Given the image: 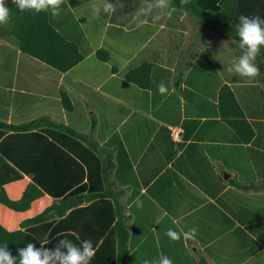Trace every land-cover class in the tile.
Returning a JSON list of instances; mask_svg holds the SVG:
<instances>
[{
    "label": "crops",
    "instance_id": "crops-1",
    "mask_svg": "<svg viewBox=\"0 0 264 264\" xmlns=\"http://www.w3.org/2000/svg\"><path fill=\"white\" fill-rule=\"evenodd\" d=\"M153 1L64 0L52 16L55 28L84 56L67 72L0 34V124L52 123L25 134L0 128V153L52 200L80 188L78 195L103 192L102 157L111 158V178L125 184L112 190L121 194L71 222L82 223L92 242L104 233L94 247L109 241L99 264L117 257V205L127 217V264H159L165 256L173 264H219L208 253L214 242L221 261L245 264L264 252V60L254 61L256 78L239 76L234 66L245 49L236 41ZM104 5L110 11L101 31ZM101 50L108 62L97 57ZM144 64L152 66L150 88L127 80ZM224 87L238 106L221 97ZM57 126L87 136L101 156ZM133 182L140 194L131 202ZM168 229L181 239L171 240Z\"/></svg>",
    "mask_w": 264,
    "mask_h": 264
},
{
    "label": "trees",
    "instance_id": "trees-1",
    "mask_svg": "<svg viewBox=\"0 0 264 264\" xmlns=\"http://www.w3.org/2000/svg\"><path fill=\"white\" fill-rule=\"evenodd\" d=\"M5 2L10 7L12 15L7 24L0 25V34L15 38L19 49L24 54L44 61L60 72L71 70L83 60L84 56L80 53L78 46L68 41L56 30L51 10L39 13L21 12L12 4V0H5ZM170 3L173 8L186 11L201 20L206 30L227 35L239 45L240 39L237 35L239 17L259 15L261 19H264V0H189L186 5H182L180 0H170ZM104 8L103 16L100 17L101 31L110 11L109 5H104ZM82 23H85L84 18H82ZM232 45L235 46V44ZM97 57L102 62L109 61L108 54L103 50L97 53ZM257 58L264 60V46L261 47ZM151 70L150 64H144L130 71L127 74V80L139 87L150 88ZM138 74H141L142 80L137 79ZM225 94H228L235 106H238L229 87L221 90V97ZM61 95L65 109L70 112L73 109L70 95L66 91H62ZM234 116L239 117V114ZM44 121L49 125L52 124L44 119L19 126L0 124V128L14 134H25L37 130ZM57 128L72 137L81 139L100 155L98 146L87 140V136L70 127L57 126ZM100 137L103 138V134ZM102 161L103 192L86 196L78 195L83 189L80 188L71 192L64 200L59 198L52 200L36 180L30 181L0 153V252L10 254L13 264H20V251L25 250L29 244L33 245L34 250L39 251L43 258L44 253L53 254L57 250L64 253L65 247L60 243L62 240L77 247H82L84 241L91 240L89 231L79 229L84 227L82 223L71 222L81 220L91 214L95 206H98V203L104 199L117 200V196L121 193L114 192L112 187L125 185L123 182H118L117 176L114 179L111 178L110 171L113 166L110 163L111 158L103 159L102 157ZM57 168L60 169L59 162ZM132 185L136 186L137 190L132 194L131 202L140 194L139 183L133 182ZM82 201L90 205L86 208H79ZM68 212H70L69 215H67ZM53 213L55 215L51 216ZM116 218L114 232L118 243L117 257L111 258L110 261L107 259L105 264H127L126 251L129 239L126 226L127 217L124 208L119 205L113 211L111 223ZM102 235L104 233L99 234L95 242L91 241L93 247L98 244ZM108 245L109 241L104 239L89 264L101 263L103 252ZM218 246L219 242H214L208 249V253L217 263L226 264L217 255L220 250ZM263 256L264 252H261L245 264H262ZM53 264H59V262L54 261Z\"/></svg>",
    "mask_w": 264,
    "mask_h": 264
},
{
    "label": "clouds",
    "instance_id": "clouds-1",
    "mask_svg": "<svg viewBox=\"0 0 264 264\" xmlns=\"http://www.w3.org/2000/svg\"><path fill=\"white\" fill-rule=\"evenodd\" d=\"M160 7H166L168 0H157ZM182 5L189 3V0H180ZM64 0H12V4L21 12H47L51 10L53 16H57L60 5ZM11 9L7 6L5 0H0V25L7 24L11 19ZM237 35L240 39L241 48L246 51L239 57L235 63L234 70L241 77L254 79L260 74L259 67L254 63L256 57L260 54L261 47L264 46V19L259 15L239 17ZM229 71H232L230 68ZM160 94H166L168 89L161 84L158 86ZM197 229L192 230L195 234ZM166 235L173 241L181 239V233L168 229ZM67 251L62 253L57 250L53 254L34 250V246L29 244L25 250L20 251V264H53L58 261L59 264H89L95 256V249L91 240L83 242L82 247H77L67 241H60ZM0 264H13V258L6 252H0ZM159 264H173L168 257H163Z\"/></svg>",
    "mask_w": 264,
    "mask_h": 264
},
{
    "label": "rangeland",
    "instance_id": "rangeland-1",
    "mask_svg": "<svg viewBox=\"0 0 264 264\" xmlns=\"http://www.w3.org/2000/svg\"><path fill=\"white\" fill-rule=\"evenodd\" d=\"M155 4H158V2H157V0H154L153 1ZM152 2V3H153ZM164 9H166L167 11H170L171 9H174L172 6H171V3H170V1L168 0V3H167V6L166 7H163ZM195 25H197L198 27L202 24V22L200 21V20H198L197 18H196V20H194V22H193ZM214 36L217 38V41L218 40H220V37H221V35H219V34H214ZM216 41V40H215ZM213 45H217V46H219L220 44L219 43H216V42H213Z\"/></svg>",
    "mask_w": 264,
    "mask_h": 264
},
{
    "label": "built area",
    "instance_id": "built-area-1",
    "mask_svg": "<svg viewBox=\"0 0 264 264\" xmlns=\"http://www.w3.org/2000/svg\"><path fill=\"white\" fill-rule=\"evenodd\" d=\"M181 132H180V129H178V128H173L172 129V137H173V139L174 140H176V141H178L179 140V138H180V134Z\"/></svg>",
    "mask_w": 264,
    "mask_h": 264
},
{
    "label": "water",
    "instance_id": "water-1",
    "mask_svg": "<svg viewBox=\"0 0 264 264\" xmlns=\"http://www.w3.org/2000/svg\"><path fill=\"white\" fill-rule=\"evenodd\" d=\"M55 215V213H53L51 216H54Z\"/></svg>",
    "mask_w": 264,
    "mask_h": 264
}]
</instances>
